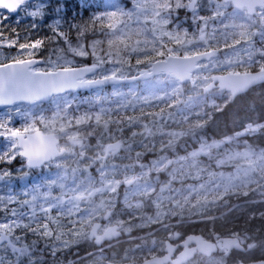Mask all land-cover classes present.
<instances>
[{"label": "trees", "instance_id": "obj_1", "mask_svg": "<svg viewBox=\"0 0 264 264\" xmlns=\"http://www.w3.org/2000/svg\"><path fill=\"white\" fill-rule=\"evenodd\" d=\"M185 1L183 0V3L186 4ZM37 9L42 10V16L33 18L29 15L31 11ZM113 11H133L130 0H31L22 4L13 14L0 10V33H2L4 41L17 40L18 38L19 42L31 44L37 39L41 40L42 46L37 50H33L34 54L32 51L29 57L44 59L57 47L70 52L68 44L63 36H60V33H63L70 40L71 47L85 45L89 53L87 58L72 54L79 60L76 63L77 66L91 65L94 57L106 59L110 56L114 61H121L126 58L135 46V41L137 39L143 40L144 37L138 27L134 29L128 28L126 32H122L120 27L124 18L118 14L115 20L110 19L108 14ZM170 21L168 26L172 24V28L183 35L186 31L193 29V22L189 20L187 8L175 9L170 15ZM110 23H116L117 27L110 29L108 27ZM261 33H264V28L257 32L256 38L258 39L259 47L264 48V37H262ZM215 35V39H209L207 45H199L191 51H204L215 47H219L221 50L225 49L223 37L218 33ZM148 37L151 39L150 34H148ZM95 40H100V43L94 44ZM231 42L229 41V43ZM169 45H173V43L169 42L168 47ZM1 49L12 50L13 48L4 47ZM19 52L20 54L17 57L26 58L21 51ZM148 56L155 58L154 53L151 52ZM254 59L256 60L257 58ZM11 60V58L6 59L4 62ZM130 62L131 64H136V58L131 57ZM235 70L243 72L245 67L237 65ZM254 70H257L256 66L252 68V71ZM136 74L133 72L127 73L128 76ZM141 80L137 79L136 82ZM187 86L188 84L185 83L181 97L182 103L178 106L182 111H176L174 118H166L161 123L162 128L160 129L154 130V120L161 115L165 116L169 110H173L168 109L167 104L169 101L166 100H152L151 103L139 102L124 109L115 107L112 108L107 122L95 124L91 119H88L80 123L76 127V139L79 145L75 146L74 154L80 160H83L86 163L85 166L92 171L95 170L94 165L97 161L93 159V155L100 150L97 140L102 139L103 142L116 140L121 144L118 154L124 156V159L121 158L120 161L124 163L131 162L136 169H138L139 164L147 163L151 158L155 157H166L168 161H173L163 171H158L159 166L152 167L148 176L152 179L153 175H155L161 182L168 181L172 186L178 184L179 189L185 190L184 185L188 182V179L175 180L178 174L173 168L174 160L190 157L189 154L194 149H198L202 141L206 144L215 140L220 141V147H225V150L264 147V133L258 132L237 136V133L242 132L248 124H264V83L252 87L234 98L212 92L206 93L202 90L194 94L187 89ZM110 88V85H106L101 87V90L109 91ZM92 90L94 89L74 91L76 92L74 94L86 96ZM64 94L68 95L72 94V92L69 91ZM61 95H53L48 100L37 102L35 105L31 103L16 104H20L23 108L30 107L34 109L35 113L40 111L50 115L54 111V101L58 102L57 107L61 111L67 113L70 111L69 114L73 113L70 107H67L65 111L66 107L62 105L65 102L62 101L63 97ZM188 97H192L191 108H185L183 103L188 101ZM213 101L218 105V108L212 107ZM76 106L79 107V105ZM83 106L88 109V105L83 104ZM11 109V106L0 109V113H4L3 116H0V123L9 124L10 127L23 130L27 123L25 118L10 117L9 123V119L5 117L11 114ZM196 113H200V115L197 116ZM185 116L189 117L188 120L184 119ZM130 121L134 122L130 124ZM197 122L205 126L198 129L195 137H193L190 129ZM36 123L39 129L43 130L38 120ZM1 130L3 131V129ZM181 132L187 133V135L181 136ZM6 139V137H0V156H6L10 152ZM226 140L231 142L225 143ZM161 149H164V151H161ZM197 158H203V154ZM7 160H0V164L4 163V165L9 167L10 164L5 162ZM206 160L209 165L213 164L212 159L206 158ZM22 162L24 161L22 160ZM220 168L226 169L225 166ZM94 172L96 173V170ZM37 175L39 176L40 174L37 173ZM94 175L96 179L99 174ZM158 185L160 183L156 182L155 187ZM245 191L249 193L247 196L243 195ZM100 192L99 188L94 190V201L100 198ZM223 193L224 191L212 192L211 200H208L198 209L197 205H195L197 202L193 203L190 208L173 206L170 208L171 211L166 212L163 217L155 220L148 217H146L147 220H144V216H141L147 211H153L148 201H144V205L147 206L145 207L146 209L137 210L134 207H126L118 197L115 200L112 211L121 214V217H128L132 222L139 220L136 225H132L127 230L120 229V240L110 244L104 243L101 248H97L89 233L85 231L82 235L75 236L74 242L65 247V249L52 250L47 243L46 245L43 243L45 246L41 248L45 250L43 252L37 251L36 261H32L31 264H101L107 260L115 262L128 261L136 264L148 257L158 255L163 248V238L176 242L177 239H170V236H167L168 233L172 235L175 232L179 233L181 237L188 233H200L212 241L217 236L233 235L238 236L242 245L256 244V247L251 250L242 252L232 250L225 257L223 264L264 259V248H262L264 247V192L246 185L232 188L227 194L223 195V198H220ZM173 197L177 198V193ZM121 205L124 206L121 208ZM10 218L13 219V217ZM160 223H168L165 225L171 226V229L166 228L161 235L156 234L153 229ZM27 234H29V240H31L32 231L27 232ZM39 241L43 242L38 237V239H32L30 243L34 244ZM153 241H155V244ZM30 248L33 251V249L38 250L39 247L31 245ZM220 254V252L214 253L215 256ZM184 264L219 263L217 261L210 262L209 257L196 253L192 259Z\"/></svg>", "mask_w": 264, "mask_h": 264}, {"label": "rangeland", "instance_id": "obj_2", "mask_svg": "<svg viewBox=\"0 0 264 264\" xmlns=\"http://www.w3.org/2000/svg\"><path fill=\"white\" fill-rule=\"evenodd\" d=\"M154 2L155 0H130L133 10V3H138L143 8L147 9L148 6ZM185 2L187 4L188 0ZM211 7H214V5H210L209 0H200L198 1V8L195 15L192 10L187 9L189 12V20L193 22V29L191 31H186V36L182 33L179 34L186 41L191 42V44L187 45L190 52L194 47L205 45L204 42L199 40V29L204 27L202 18L211 17L213 15V12L210 10ZM145 15L147 16V26L152 28V16L150 11ZM145 15H141L140 17L142 23L122 25L120 27L121 31L126 32L128 28L134 29L135 27H138L141 32V29L144 27L143 22L145 20ZM225 23H231V19L227 16L226 19L222 17L216 21L210 20L207 28L205 29L206 34L212 33L213 28L218 30L222 29ZM257 25L260 24H255L252 31L256 30ZM172 27V24L171 26L167 25L165 26V29L169 31H176ZM217 33L219 34V31H217ZM149 34L151 35V33ZM252 37L253 36L250 37V40H252ZM163 39L164 41L168 40L167 37H164ZM8 41L10 40H5L4 42L7 43ZM19 43L23 42H19L17 40V46L12 50H3L0 48V60L5 61L10 58H19L17 57L18 54H20L19 51H21L18 46ZM172 43L173 45H169V47H178L175 45L174 41ZM251 45L256 49H261L259 44L256 46L251 43ZM81 46L82 45H78L73 48H79ZM91 48H93V46H91ZM247 48L248 44L242 43L241 45H237V49L239 50L238 53H230L229 50L223 49L217 53V56L214 59H216L218 65L225 59L226 55H232L233 58L237 60H246L247 52L245 49ZM210 49L213 50V48ZM62 50V48L57 47L50 53V55H48V57L44 59L36 58V60L38 62H45L51 58V60L56 61L58 58L63 57L64 59H73L75 64L79 62V60L72 55L73 53ZM32 51V49L21 51L25 55L24 57H26L24 59L34 58L29 57L31 56L30 53ZM130 52L125 59L123 58L120 61V63H115V61L111 58L114 63L109 64L106 62L103 66L97 67L94 74L89 73V76L95 75L96 77H100L101 74L107 73L114 68L120 69L118 75L126 77V79L110 83L109 85L111 88L109 91L101 90V87L103 86L99 85L83 89H94L86 96L75 95L74 93L76 92H72V94L68 95H61V97H63L62 101L65 102V104L62 103L63 107H70V110H73V113L69 114L70 111L69 113L61 111L57 107L58 102L56 103L53 101L55 104L54 111L50 115H46L40 111L35 113L34 109L30 107L23 108L20 104H14L11 106V114L9 116H5L8 119H10V117H23L28 122L30 118H39L43 115V122L37 119L39 124L43 127V130L56 132L59 137L64 139L62 146L66 148L64 154L38 168H28L25 163L22 162L23 158L18 153H14V158L5 161L10 164L9 167L4 165V163L0 164V223H5L14 219L10 218L12 217V210H16L18 212V217L16 219L27 223L28 216L24 214L31 212L29 202L32 201L33 197H36L35 204L39 216V226L37 227L36 225H32L26 229L15 230L14 235L21 237L18 241V245H23L25 244L24 242H26V245L29 246L28 243H30L32 239H38V237H40L41 240H43L45 244L47 243L49 248L52 250L65 249V247H68L72 242H74L73 239L75 236L82 235L85 231L89 233L92 221L100 220L101 215L106 209H112L115 204V200L118 197L121 203L126 205V207H134L137 210L146 209L145 207L147 206L144 205V201H148L153 211H147L145 214H142L141 216H144V220H147L146 217L152 220L161 218L166 212L171 211L170 208L173 206H178V208H190L193 203L197 202L195 205H197L198 209L206 203L203 199L204 196H207L208 201L211 200L212 192L224 191L225 181L221 179L220 173H235L237 168L247 169L248 165L246 161L242 159L229 160L228 158L230 156H234L236 152L249 150L248 148L225 150V147H211L208 155H203V158L193 159L191 156H187L185 159L178 158L174 160L175 164L173 168L178 174V177L175 180L179 181L182 179H188V182L184 185L185 190H181L178 188V184L172 186L168 183V181L161 182L155 175H153L154 178H149V171L152 167H154L153 161H158L160 157L151 158L147 163L139 164L138 169H136L133 163H124L120 161L121 158L124 159V156H120L118 154L121 147L117 151L111 150L105 154V146L112 141L103 142L102 139L97 140L100 145V150L98 151L99 153L95 152L93 155V159L97 160L94 165L96 173L94 172L95 170L91 171L87 166H85L86 163L74 154L75 146L79 145L78 140L76 139L77 125L87 121L88 119H91L95 124L107 122L111 115L112 108L118 107L124 109L126 107H131L136 103L145 102V99L149 96L167 93L174 87V84L167 77L151 78L150 80L137 77V79H142L140 82H136L137 79H131L133 76H139L137 72L138 67L140 70H144L149 65L147 63L139 66L137 64H131L129 67L127 60ZM149 54L150 52H141L139 55L143 58ZM181 55H183L182 51ZM109 57L110 56H108L106 60ZM132 57H135V55ZM255 58H257L256 61H259L260 59L258 55ZM60 62L63 63V60ZM237 65L240 64L237 63L231 65L230 67L232 70H235ZM38 66L44 67L46 65L39 63ZM128 72L137 74L128 76ZM213 73L221 72L220 69L212 68V66L209 65L207 68L198 69L195 75H207L210 77ZM186 83L188 84L187 89L195 94L200 90L205 92L203 87L207 81L198 79L196 87H193L190 82ZM83 104L88 105V109L83 106ZM76 105H79V107ZM102 110L104 114L98 121L97 115L100 114ZM57 113L59 114L55 115ZM3 114L4 113L1 112L0 116H3ZM164 117L165 119H160V117H158L154 120V130L162 128L161 123L166 120L167 113ZM248 125H246L245 128H247ZM251 125L256 126V124ZM8 126L10 127L9 124ZM69 138H72L71 142L68 141ZM6 142L7 147L10 152H12V149L10 148V141L6 139ZM217 144L221 145L220 141L215 140L209 144L204 143L206 147ZM250 150L259 154L262 150H264V147ZM206 158L212 159L213 164L209 165ZM167 161L168 159L164 157V160H159V164H164ZM219 161L225 162V170L218 167ZM158 166L159 165L156 167ZM37 173L40 175L38 176ZM97 173L99 175L95 179L94 174ZM197 174H199L198 179L194 178ZM128 180H131L132 182L129 185L124 186L123 183ZM156 182L160 183V185L155 187ZM201 184L205 185L203 190H199V186ZM217 184L220 185L219 188L216 187ZM189 185L192 186L191 189L189 188ZM246 185L264 192V159L256 161L255 171L249 176L245 177L243 172H241L240 179L237 180L233 189ZM144 186H147L146 189ZM97 188L101 190L99 194L100 198H98L97 201H94L93 193ZM149 193H151V195H149ZM175 193H177V198L173 197ZM190 193L193 198L191 197L190 200L186 201V197ZM9 198H11V200ZM53 205H56V207H52ZM124 205H121V208ZM5 208L7 211L4 210ZM48 208H52L51 217L58 218L60 224L62 225L61 227H56L51 223V220H49V228L51 231H49V228H45L44 226V213H46ZM119 211H121V209H119ZM114 212L115 211H111V214L106 221L109 225L117 224L120 229L122 228L123 230H127V228L132 225L134 226L139 222V220L132 222L128 217H121V214ZM0 227H3V225H0ZM30 231H32L33 234L31 240H29L30 236L27 234V232ZM247 245H244L245 249L247 248ZM22 257L23 255L18 257L17 254L9 247H2L0 249V260H2L3 264H22ZM225 259L226 258L221 253L218 256L214 255V257L210 258V262L217 261L219 264H223Z\"/></svg>", "mask_w": 264, "mask_h": 264}, {"label": "snow or ice", "instance_id": "obj_3", "mask_svg": "<svg viewBox=\"0 0 264 264\" xmlns=\"http://www.w3.org/2000/svg\"><path fill=\"white\" fill-rule=\"evenodd\" d=\"M24 3L25 0H0V9L15 11ZM209 4L214 5V7L210 8L213 15L211 17L202 18L204 27L199 29V40L207 45L209 39H215V34L219 31L220 36L223 37L224 48L229 50L230 53H238L239 50L237 49V45H241L242 43L248 44V48L245 49L247 52L246 60H237L234 59L232 55H226L225 59L218 65L214 58L217 56V53L221 51L219 47H215L211 51L196 50L190 52L187 47L188 44H191L190 41H186L178 31H169L165 29V26L171 22L170 15L175 9L187 8L192 10L195 15L198 8V0H188L187 4L183 3V0H157V2L149 5L147 9L143 8L138 3H133V11H113L108 14L109 18L113 20H115L119 14L120 17L124 18L121 21V25H126L142 23L140 20L141 15H145L150 11L153 27L149 28L147 26V16L145 15V20L143 22L144 27L141 29V35L144 39H137L135 41V46L129 54L127 64L129 67L131 66L130 58L135 55L136 64L138 66L145 63L149 65L144 70H140L139 67L137 68L139 77L146 78V80L167 77L174 84V87L167 93L156 94L145 99L146 103H151L153 99L169 101L167 107L173 110L168 111L167 118H174L176 111H182L178 106L182 103L181 97L186 82H190L193 87H196L197 80L203 79L207 81L204 86V91L206 93L212 92L234 98L238 94L247 91L254 84L264 81V48L256 49L250 43V37L257 34L252 32L253 26L259 23L261 28H264V0H209ZM229 9H231V11H229ZM29 15L36 18L42 16L43 13L42 10L37 9L31 11ZM226 16L231 19V23H225L223 28L219 30L213 28L212 33L206 34L205 29L210 20L216 21ZM108 27L110 29H115L117 24L110 23ZM149 33H151V39L148 37ZM81 35H83V33H81ZM184 35L186 36L187 33H184ZM261 35L264 37V33H261ZM60 36H63L65 42L68 44L70 52L75 54V56L87 58L89 53L85 45L79 48H73L67 36H64L63 33H60ZM164 37L168 38L167 42H164ZM17 40H10L5 43L2 33H0V48H14L17 46ZM173 41L178 47H168V43ZM229 41L232 42L229 43ZM93 43L99 44L100 40H95ZM18 46L21 51L27 49L37 50L42 46V41L37 39L34 43H19ZM181 51L183 55H181ZM141 52L154 53L155 58L153 59L152 56H145L141 59L139 55ZM257 55L260 57L259 61L254 59ZM61 60H63V63L60 62ZM106 62L109 64L114 63L111 57L107 60L102 57H94L93 63L90 66H77L73 59H64L63 57L58 58L56 61L49 58V60L45 62L23 58H12L11 62L0 61V105H11L16 101H24L35 105L37 102L47 97L53 95L59 96L69 90L81 87H93L102 83L118 82L121 79H126V77L118 75L120 71L118 68L103 73L100 77H96L95 75L89 76V73L94 74L96 68ZM39 63H43L46 66L40 67L38 66ZM115 63H120V61L117 60ZM237 63L245 67V71L232 70L230 66ZM209 65H211L212 68L220 69L221 74L212 75L211 77L207 75H195L198 69L207 68ZM254 66L258 69L256 72L252 71ZM131 79H137V76H133ZM191 100L192 97H188V101L183 102L185 108H191ZM212 107L218 108V105L213 101ZM66 110L67 106L65 111ZM58 114L59 113L55 115ZM103 114L104 112L102 110L100 114L97 115L98 121ZM196 115L199 116L200 113H196ZM188 118V116L184 117L185 120H188ZM37 119L43 122L44 117L41 115L39 118H30L23 130L9 127L8 124L5 123H0V129H3V131H0V137H6L10 141V148L12 149V152L8 153L6 156H0V160H10L14 158V153H18L27 160L28 166L32 167L38 166L39 163L47 157L53 142L49 137H45L41 134L36 123ZM160 119H165V117L161 115ZM133 122L134 121H130V124ZM204 126V124L199 122L192 125L190 129L192 136L195 137L196 131ZM32 131H35V137L26 136V134ZM258 132L264 133V124H258L256 126L250 124L242 132L237 133V136ZM180 135L184 136L187 135V133L181 132ZM230 142V140L225 141V143ZM220 146L221 145L217 144L206 147L202 141L199 148L194 149L189 155L195 159L202 154L208 155L211 147L219 148ZM161 151H164V149H161ZM228 159H242L246 161L248 167L247 169L237 168L235 173H220L221 179L225 181L224 193L220 198H223V195L227 194V192L233 188L237 180L240 179L241 172L247 177L255 171L256 161L264 159V150L259 154L250 149L244 152H236L234 156H230ZM159 160H164V157H160ZM159 160L153 161L154 167L159 165L158 171H163L164 168L173 162L167 161L164 164H159ZM224 163V161H219L218 167H223ZM194 178L198 179L199 174ZM146 187L147 186H144L145 189ZM216 187L219 188L220 185L217 184ZM189 188L191 189L192 186L189 185ZM204 188L205 185L203 184L199 186V190H203ZM248 194L247 191L243 192L245 196ZM149 195H151V193H149ZM191 197L190 193L186 197V201L190 200ZM9 199L11 200V198ZM203 199L207 202V196H204ZM35 200L36 197H33L32 201L29 202L31 212L24 214L28 216L27 223L16 219L18 217V212L16 210H12L13 220L0 223V225H3V227H0V241L8 237L9 247L18 257L27 254V246H17L21 237H16V242L14 243L9 233L14 235L17 229H26L32 225L39 226V216ZM52 207H56V205ZM4 210L7 211L6 208ZM51 211L52 208H48L46 213H44L45 228H49V220H51V223L56 227H61L62 225L59 219L51 217ZM49 231H51L50 228ZM179 236V233H173L170 239H178ZM193 242L195 247H190V243ZM153 243L155 244V241H153ZM180 246L184 248V251L180 252L179 256L173 258L176 248ZM254 247H256L255 243H249L246 249L243 248L242 242L239 240L238 236L232 238H220L217 236L213 242H209V240L202 239L199 236H189L186 240H183L182 245L173 246V244L168 243L166 248L163 249L166 251L167 255H164L162 258L153 257L152 261H146V264H184L189 256L196 253L212 258L214 257V253L220 252L226 257L232 250L245 251L251 250ZM0 264H3L2 260H0ZM260 264H264V260H262Z\"/></svg>", "mask_w": 264, "mask_h": 264}, {"label": "water", "instance_id": "obj_4", "mask_svg": "<svg viewBox=\"0 0 264 264\" xmlns=\"http://www.w3.org/2000/svg\"><path fill=\"white\" fill-rule=\"evenodd\" d=\"M27 1H31V0H25V2H27ZM0 10H3V11H5V12H7V13H10V14H13V13H15L18 9H16L15 11H9V10H7V9H0ZM209 51H211V50H209ZM28 59H35V60H36V58H28ZM36 61H37V60H36ZM8 62H11V61H8ZM257 70H258V69H257ZM257 70H254L253 72H256ZM220 74H221V73H213V74H211V76H212V75H220ZM211 76H210V77H211ZM137 77H139V76H137ZM119 81H120V80H119ZM110 83H112V82L102 83V84H100V86L109 85ZM263 83H264V81L258 82V83H256V84H254L253 86H251L250 88L255 87V86H257V85H260V84H263ZM98 86H99V85H98ZM93 87H96V86H93ZM87 88H92V87H81V88H77V89L69 90V91L74 92V91H80V90L87 89ZM250 88H249V89H250ZM203 89H204V87H203ZM69 91H67V92H69ZM245 92H246V91H245ZM245 92H243V93H245ZM240 94H242V93H240ZM240 94H238V95H240ZM238 95H237V96H238ZM50 97H51V96H50ZM50 97H47V98H45V99H43V100H41V101H39V102L46 101V100H48ZM16 103H27V102H24V101H16V102H14V103L11 104V105H0V109L7 108V107L12 106V105H14V104H16ZM40 132H41L42 135H44L45 137H49V138L52 140V142H53V143H52V148H51L50 152L48 153L47 157H46L45 159H43V160L39 163L38 166H32V167H29V166H28V162H27V160H26L23 156H21V157L23 158V160H24L25 165H26L28 168H38V167L44 165L45 163H47V162H49V161H51V160H53V159H55V158L61 156V155L64 154L65 151H66V148H65L64 146H60L59 136H58L55 132H53V131H44V130H42V129H40ZM27 135H28V136H31V137H35V136H36V133H35V131H32V132L26 134V136H27ZM68 141L71 142V141H72V138H69ZM119 148H120V142H119V141H112V142H109V143L105 146V154H107V153H108L109 151H111V150H115V151H117ZM131 182H132L131 180L125 181V182L123 183V185H124V186H127V185H129ZM111 211H112V209H110V208H109V209H106V210L103 212V214L101 215V220H100V221H99V220H95V221H93V222L91 223V225H90V228H89V235H90V237L92 238L95 247H97V248H98V247H101L104 243H111V242H113V241H115V240H118L119 237H120V231H119V229H118V225H117V224H111V225H108V226H106V227H105L100 233L97 232L98 229L100 228V225L102 224V222L105 221V220H107V219L109 218V216H110V214H111ZM189 236H193V237H195V236H199V237H201L202 239H207V240H209V242H213L212 240H210V239H208V238H205V237H204L203 235H201L200 233H189V234H187V235H186V236H185V237L179 242V245H182L183 240H186ZM232 237H234V236H233V235H226V236H222V237H220V238H232ZM6 241H8V237H6L3 241H0V243H2V242H6ZM168 243H171V242H169L168 240H166V241L164 242V247H163V249L166 248V245H167ZM171 244H172V243H171ZM173 246H176V245L173 244ZM189 246H190V247H195L194 242H193V243H190ZM242 247L244 248L243 245H242ZM182 251H184V248L181 246L180 250L176 253L175 257H176V256H179V253L182 252ZM236 251H238V250H236ZM164 252H165V253H164L163 255H161V256H157V255H155V256H152V257H148V258H146V259H144V260H142L141 262H138V263H136V264H146V261H148V262L152 261L153 257H156V258H162L164 255H167L166 251H164ZM239 252H240V251H239ZM198 254H199V253H198ZM194 255H195V254H192L191 256H189L188 259H187L186 261L192 259V258L194 257ZM201 255H202V254H201ZM175 257H174V258H175ZM262 260H264V259H256V260H251V261H246V262H243V261H236V262H232L231 264H260V262H261ZM186 261H185V262H186ZM185 262H184V263H185ZM101 264H132V263H131V262H115V261L107 260V261L102 262Z\"/></svg>", "mask_w": 264, "mask_h": 264}, {"label": "flooded vegetation", "instance_id": "obj_5", "mask_svg": "<svg viewBox=\"0 0 264 264\" xmlns=\"http://www.w3.org/2000/svg\"><path fill=\"white\" fill-rule=\"evenodd\" d=\"M198 1H200V0H198ZM231 9H229V11H230ZM223 18H225L226 19V17H223ZM261 25H257V27H256V30L255 31H252V32H255V33H257L261 28ZM260 28V29H259ZM252 30H253V28H252ZM252 40H250L251 41V43H253L254 45H256V46H258L257 44H258V39L256 38V35H253V37L251 38ZM59 139H61V137H59ZM64 139H62V140H60V146H62L63 145V141ZM165 224H168V223H164V224H157V226H156V228L155 229H153L154 230V232L156 233V234H162L165 230H166V228H170L171 226H169V225H165ZM108 224H107V222H103L101 225H100V228H99V232H101L106 226H107ZM120 229V228H119ZM171 229V228H170ZM176 233V232H175ZM120 234H121V232H120ZM170 233H168V235L167 236H171V235H169ZM189 234V233H188ZM187 235V234H186ZM186 235H184V236H179V238L177 239V241L176 242H171V241H169L167 238L166 239H162L163 240V247H164V242L166 241V240H168L169 242H171L172 244H174V245H179V242L186 236ZM9 236H11V238H12V240H13V242L15 243L16 241H15V238L17 237L16 235H11V234H9ZM162 237H163V235H162ZM25 244H23V245H17V246H19V247H24L25 245H26V242H24ZM43 243L44 242H42V241H39V242H35L34 244H31V243H28L29 244V246H27V254H24L23 255V257H22V260H21V262H22V264H31L32 263V261H36L35 260V257L37 256V251H40V252H43L44 250L41 248L42 246H45V245H43ZM31 245H36V246H38L39 248H38V250L37 249H33V251H31ZM2 247H9V244H8V241H6V242H2V243H0V249L2 248ZM10 248V247H9ZM180 248H181V246L180 247H177L176 248V251L174 252V254H173V258L175 257V255H176V253L180 250ZM165 252H164V250H163V248H162V251L157 255V256H161V255H163ZM128 262V261H127Z\"/></svg>", "mask_w": 264, "mask_h": 264}]
</instances>
